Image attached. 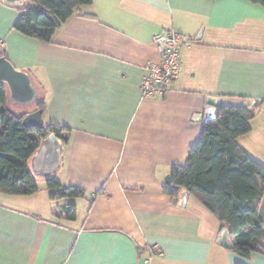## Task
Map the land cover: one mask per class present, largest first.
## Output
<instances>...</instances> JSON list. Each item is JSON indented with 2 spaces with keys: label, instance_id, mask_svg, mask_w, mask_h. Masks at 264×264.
I'll use <instances>...</instances> for the list:
<instances>
[{
  "label": "crops",
  "instance_id": "1",
  "mask_svg": "<svg viewBox=\"0 0 264 264\" xmlns=\"http://www.w3.org/2000/svg\"><path fill=\"white\" fill-rule=\"evenodd\" d=\"M25 1L0 0V39L45 101V124L69 128L52 176L85 195H49L79 201L68 219L56 209L63 204L42 214L36 192H0V264H264V253L242 258L221 246L223 228L196 196L181 205L164 191L172 166L186 163L201 136L197 116L209 95L264 110V6L93 0L45 42L14 28ZM164 29L195 41L181 49L180 76L165 96L147 97L145 66L161 60L154 37ZM41 153L42 144L31 158L53 168Z\"/></svg>",
  "mask_w": 264,
  "mask_h": 264
},
{
  "label": "trees",
  "instance_id": "2",
  "mask_svg": "<svg viewBox=\"0 0 264 264\" xmlns=\"http://www.w3.org/2000/svg\"><path fill=\"white\" fill-rule=\"evenodd\" d=\"M250 1L264 6V0ZM92 3L93 0H29L17 7L19 15L14 28L27 36L51 42L79 8ZM0 57L9 59L1 39ZM37 109L44 111L45 101H38L34 110ZM256 109L257 105H220L218 116L203 123L201 136L189 150L186 163L173 165L171 184L164 185V191L173 197L179 195L180 189L196 196L217 217L221 227L229 230L232 251L242 258H249L254 252L264 253L261 245L264 225L259 216L264 196V165L238 142L239 136L251 131ZM30 112L18 113L9 107L8 87L0 81V192L11 195L37 192L39 186L29 159L51 133L63 145L69 143L64 133L69 128L64 125L26 126L23 120ZM46 183L53 200L85 195L82 187L65 185L57 176L48 177ZM56 209L68 219H74L77 214L75 202Z\"/></svg>",
  "mask_w": 264,
  "mask_h": 264
},
{
  "label": "water",
  "instance_id": "3",
  "mask_svg": "<svg viewBox=\"0 0 264 264\" xmlns=\"http://www.w3.org/2000/svg\"><path fill=\"white\" fill-rule=\"evenodd\" d=\"M9 4H15L21 2L22 0H3ZM201 37H198L200 39ZM0 81L4 82L8 87L9 94L17 102L24 105H31L37 98V91L33 85V81L29 73L17 68L9 59L6 57H0ZM223 99L221 96L209 95L207 97V105L205 107L204 113H200L197 116V120H203L207 122L213 120L218 116L219 106L222 105ZM23 123L28 127L44 128L45 122L43 118V110L37 109L28 113L23 120ZM42 153H41V163L45 166L53 167L60 162L61 151H62V141L54 133L49 134L42 140ZM166 184H171V175L168 174L165 177ZM175 189L179 190L178 185L173 186ZM189 196V191L184 190L178 199L174 198V201L181 205H185L187 198ZM259 216L264 225V196L262 198L259 207ZM230 233L227 228H223L218 239V243L228 249H232L233 245L229 240ZM264 247V240L261 242Z\"/></svg>",
  "mask_w": 264,
  "mask_h": 264
},
{
  "label": "built area",
  "instance_id": "4",
  "mask_svg": "<svg viewBox=\"0 0 264 264\" xmlns=\"http://www.w3.org/2000/svg\"><path fill=\"white\" fill-rule=\"evenodd\" d=\"M154 40L159 49L161 60L145 66L141 89L144 96L162 98L172 82L180 76L182 63L180 52L190 47L193 38L184 37L175 29H164L157 33Z\"/></svg>",
  "mask_w": 264,
  "mask_h": 264
},
{
  "label": "rangeland",
  "instance_id": "5",
  "mask_svg": "<svg viewBox=\"0 0 264 264\" xmlns=\"http://www.w3.org/2000/svg\"><path fill=\"white\" fill-rule=\"evenodd\" d=\"M27 1H25L24 4H26ZM9 91V90H8ZM10 108L12 110L17 109L19 112H25L33 109L35 107V104L37 102L38 96L36 100L31 105H24L22 103H18L14 101L12 98H10ZM248 101H242V103H239L241 105H246ZM14 104V106H13ZM257 114L258 118L252 123V130L246 134H243L239 136L238 142L247 150V152L255 158L257 161L262 163L264 165V110H262L260 107H257ZM264 109V108H263ZM259 113V111H261ZM29 166L33 172V174L37 178L39 190L38 192V200H39V206L42 214L45 216H51L50 215V204L52 205H61L64 203H70V202H79L76 199H65V200H59V201H51L49 198V195L51 193V190L47 187L46 178L52 176L56 171L58 170V166L53 168H44L41 167L38 161V156H34L29 161Z\"/></svg>",
  "mask_w": 264,
  "mask_h": 264
}]
</instances>
